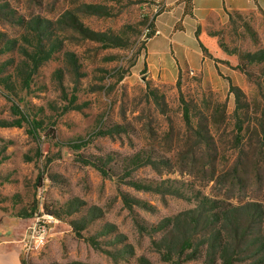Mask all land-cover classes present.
<instances>
[{
	"label": "rangeland",
	"instance_id": "374dc122",
	"mask_svg": "<svg viewBox=\"0 0 264 264\" xmlns=\"http://www.w3.org/2000/svg\"><path fill=\"white\" fill-rule=\"evenodd\" d=\"M156 4L0 0V240H21L37 216L50 227L39 251L21 244L23 264H171L161 249L184 238L204 197L264 204V156L237 144L230 93L232 84L245 95L254 142L256 119L264 129V11L214 21L233 64L204 46L202 56L168 46ZM242 55L260 60L246 58L248 76L236 69ZM13 104L39 123L37 136Z\"/></svg>",
	"mask_w": 264,
	"mask_h": 264
},
{
	"label": "trees",
	"instance_id": "16d2710c",
	"mask_svg": "<svg viewBox=\"0 0 264 264\" xmlns=\"http://www.w3.org/2000/svg\"><path fill=\"white\" fill-rule=\"evenodd\" d=\"M187 3H191V0H188ZM186 12L191 14L190 10ZM247 57L249 64L253 63V59L257 63L260 60L257 61V58L251 55L239 57V64L236 69L248 76V64L244 62ZM33 61L36 63L37 57H34ZM25 81L26 88H28V81ZM230 93L235 95L233 119L235 120L237 144L240 147L244 145L249 150H260L264 156V141L261 140L264 137L262 117L256 119L258 126L261 125L260 130L257 131L256 140L246 144L244 134L246 129L242 123L245 95L240 88L232 84H230ZM181 104L183 106V120L185 125L190 128L192 126L190 107L182 97ZM246 107L249 106L246 105ZM11 110L15 116H22L17 124L26 122L32 127L29 130L30 134L37 136L36 131L40 126L39 123L27 119L16 104L12 105ZM225 115L226 112L224 111ZM256 163L264 164V157L262 159L256 157ZM200 203L204 207V212L198 214L194 210L186 216L189 221L185 226L184 238L176 245H167L165 251L161 249L163 258L167 262L171 264H188L190 262L201 264H264V204L247 202L235 205L223 200H213L205 197ZM182 216L184 215L173 220L178 221ZM22 217L29 218L30 215L24 214ZM172 229L180 231L179 222H176ZM252 230H255V232L258 230L259 236L254 237L255 232H252ZM197 241L199 242L196 243ZM172 247H176L175 253H173ZM242 256L243 258L244 256L249 258L244 261L245 259L243 260Z\"/></svg>",
	"mask_w": 264,
	"mask_h": 264
},
{
	"label": "crops",
	"instance_id": "0c3cea01",
	"mask_svg": "<svg viewBox=\"0 0 264 264\" xmlns=\"http://www.w3.org/2000/svg\"><path fill=\"white\" fill-rule=\"evenodd\" d=\"M185 1L156 0L155 7L163 6L165 8V11L156 20L157 31L164 35L168 46L176 51L185 52L187 56L191 53L202 56L201 46H204L222 60L230 61L231 59L225 53L219 51L216 37L211 33L214 30V21L227 22L231 12L264 11V0H191V14H187L185 12L187 9L185 3L187 2ZM164 15H168V17L160 20V17ZM180 21L181 29H176L177 23ZM231 62L235 64L234 61L231 60ZM24 237L21 240H0V264H23L21 244Z\"/></svg>",
	"mask_w": 264,
	"mask_h": 264
},
{
	"label": "built area",
	"instance_id": "2783aa9c",
	"mask_svg": "<svg viewBox=\"0 0 264 264\" xmlns=\"http://www.w3.org/2000/svg\"><path fill=\"white\" fill-rule=\"evenodd\" d=\"M49 234V221L46 217H35L22 242L25 253L42 249L47 243Z\"/></svg>",
	"mask_w": 264,
	"mask_h": 264
}]
</instances>
